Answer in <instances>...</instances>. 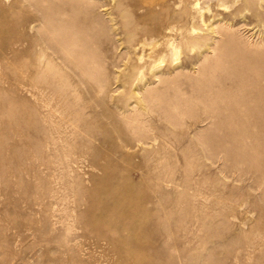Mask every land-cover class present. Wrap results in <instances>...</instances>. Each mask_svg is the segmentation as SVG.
Here are the masks:
<instances>
[{"label":"rangeland","instance_id":"obj_1","mask_svg":"<svg viewBox=\"0 0 264 264\" xmlns=\"http://www.w3.org/2000/svg\"><path fill=\"white\" fill-rule=\"evenodd\" d=\"M95 1V11L101 19L107 25L113 24V28L116 26V31L113 33L110 30L108 36H102L104 39L97 44L95 42L98 45L95 47L99 53L108 56L107 61L115 59L118 65L121 64V68L117 69L107 63L111 82L106 91L119 86L114 77L123 69L119 57L129 50L123 33L127 23L140 29L157 28L168 15L177 14L182 24L195 28L198 35L210 37L208 44L212 43V46L201 45L189 53L182 47L177 50L179 60L173 62L167 55L164 63L160 62L162 71L175 62L174 70H179L178 101L179 112L183 115L179 113L178 119L180 117L182 122L190 120L188 108H192L194 99L198 98L186 77L191 76L193 83L203 82V74L198 73L203 62L200 60L202 53H214L215 45L218 47L215 53H220L222 46L227 45L225 47L231 53L264 59V21L257 20L251 11L244 9V0H171L168 11L161 5L164 0ZM155 1L158 3L156 6L147 7V2ZM36 4V0L0 3V264H264L263 154H259L261 164L254 170L250 168L251 161L239 164L241 173L243 167H247L239 177L232 170L233 162L224 164L219 160L226 155L222 149L211 146L207 159L201 145L195 143L196 136L191 140L186 135L181 140V132L188 130L185 126L177 127L176 132L170 134L164 123H158L160 121L156 120L157 115L153 111L144 114L143 118L155 121L151 123V130L158 125L156 128L165 132L161 142L166 144L159 140L158 144L163 148L157 149L163 156L152 157L151 154L127 150L117 133L126 137H132L133 133L121 123L113 104L105 109L115 113L111 114L115 120L98 118L103 109L95 106L92 114L90 107L85 109L83 98L87 94L81 89L77 92L81 98L76 104L79 107L78 121L75 126L66 125V146L63 148L67 154L81 156L82 162L80 160L77 166L72 164L74 169L71 166L69 169L67 166H55L57 169L52 165L58 160L59 152L55 147L64 142L58 140L57 145L51 140L50 143L49 139L43 142L45 133L34 130L33 121L39 122L40 129L46 123L42 122L41 115L37 114V118L31 113L33 108L37 110L49 99L34 98L31 86L21 88L19 99L16 98L14 77L18 66L24 70L28 58L23 54L16 58L7 49L8 43L14 39V29L29 36H37L45 30ZM59 4L64 5L61 1ZM185 10L189 11V16H186ZM30 22L42 28L36 25L38 30H33L30 26H22ZM229 24L237 29L230 41L222 38V28ZM213 28L218 32L213 33ZM174 36L179 46L180 30H176ZM162 38L160 35L154 37L158 43V48L154 47L157 51L164 47ZM217 41L219 44H216ZM151 48L147 45L146 53ZM55 72L59 74L56 68ZM56 80L58 82L57 77ZM94 86L96 88L97 85ZM56 90H59L58 86ZM75 95L72 93L71 97ZM46 105L38 109L48 115L52 111L50 118L53 123L69 121L68 110L63 111L55 101ZM149 124L143 125L145 129H149ZM202 124L199 123L202 130L199 138L211 134V131L204 130L205 124ZM175 139L182 141L183 147L180 143L174 144ZM188 141L191 144L186 147ZM133 152L136 154H131ZM156 159H161L166 165L161 170L163 180L172 170H175L177 178H185L190 167L200 169L210 166V173L199 192L194 190L193 185L181 183L178 179L179 185L174 187L177 196L158 201L156 172L152 171L146 177L147 166L150 165L152 170L157 165ZM41 162L52 163V168L38 166ZM219 169L223 170L224 176L218 173ZM221 181L224 182L222 186L219 185ZM45 189L54 191L45 195ZM182 190L189 193V199H179L178 192ZM166 191L165 187L163 192ZM144 196L152 199L145 204V208L141 206L144 205ZM204 205L210 208L203 211ZM223 207L225 210L219 212ZM202 222H211L213 226H202ZM130 223H135V226L128 228ZM248 239H256V243H243L242 240L246 242ZM139 244L149 247L142 249ZM196 254H201L202 258ZM195 256L197 260L193 259ZM208 259L210 262L206 261Z\"/></svg>","mask_w":264,"mask_h":264},{"label":"bare ground","instance_id":"obj_2","mask_svg":"<svg viewBox=\"0 0 264 264\" xmlns=\"http://www.w3.org/2000/svg\"><path fill=\"white\" fill-rule=\"evenodd\" d=\"M2 1L7 0H0V3ZM60 1L64 3L63 6L59 4ZM170 1L164 0L161 2L163 9L170 10ZM36 2L37 9L41 13L38 10L36 12L40 13V15L42 14L40 17L43 20L44 25L42 26L45 27V30L43 29L44 31L41 33L38 32L37 36H29L25 32L18 33V30L14 29V39L8 43V53H13L16 58H19L21 54L28 58L24 65L25 71L21 70V67L18 66L14 77L16 98L19 99L18 92L21 88L31 86L34 89L31 93L34 98L47 97L49 100L46 104L55 101L58 106L63 108V111H69V115L67 114L69 121L63 120L56 124L50 118L52 111L48 115L43 112L44 110L40 111L38 109L39 107L47 106L46 104L40 105L37 110L36 108L31 110V113L35 114L36 117L37 114L41 115L42 122L46 123L40 129L39 122L37 120L33 121L34 130H42L45 133L43 142L48 139L49 142L51 140L56 145L58 144V140L64 142L55 147L59 153L58 160L52 162L54 164L41 162L38 166L47 169L52 168V165L54 167L67 166L69 169L72 164L76 165L80 160L82 162L81 156L75 153L67 154L64 149L66 146V125L75 126L78 121L79 107L76 104L81 101V98L78 97L77 92L81 89L82 92L85 91L87 94L83 98V107L85 109L90 107L91 114L95 112V106L97 109L98 107L103 109L102 111L100 110L101 113H98V118L114 119L115 117L111 114L115 115V113L105 109L110 103L113 104L114 111L118 112L116 114L121 118V123H124L126 128L130 129L133 133L132 137H126L121 133H117L127 150L133 149L144 154H151L152 157H156L158 154L163 156L158 151L163 148L159 146L158 141L160 140L161 142L165 132L161 128H156L158 125L151 130V123L155 121L143 118L147 112L153 111L157 115L156 120L160 121L158 123H164L165 125H162L167 126L166 128L169 129L170 134H174L177 127L181 125L185 126L188 130L181 132V140L186 135L190 136L191 140L196 136L195 143L201 145L207 159L209 158L207 155L211 153V146L216 145V148L222 149L228 155V158L225 155V158H219V160L224 162V164L233 162L234 166L232 170L239 177L245 172L244 170H247V167L245 168L244 166L243 173H241L242 168L240 165L246 161L252 162V164L250 162L252 166L249 164L252 169L255 166H260V160L262 159H260L261 156L259 154L264 155V59L249 54L237 55L236 53H231L225 47L227 45L222 46L220 53H215L218 51V47L216 48L215 44L213 48L214 53H202L203 56H201L202 59L200 60H203V62L200 64L198 73L203 74V82L193 83L191 76L186 77L193 89V93L198 98L197 100L193 98L195 100L194 106L188 108L190 110L187 112V115H189L190 120L182 122L180 121V117L178 119L180 113V103L178 101L179 83L177 82L179 70L177 72L174 70L176 66L175 62L170 65L169 69L162 71V63L160 64V62H163L167 55L171 56L173 62L179 60L177 51L179 48L183 47L189 53L201 45H211L212 43L208 44L210 37L198 35L195 28H189L186 24H182L178 20V17H176L177 14L168 15L161 27L157 28L140 29L133 24L127 23L124 25L123 33L125 34L124 38L128 43V52L130 53H124L119 57L123 63V69L114 77L119 86L116 89L110 88L106 91L108 84L110 85L111 82L108 77L107 63L109 62L108 65L117 69L121 68V64L118 65V62L114 58V60L107 61L108 56L99 53L95 45L103 37L108 36L107 33L110 30L114 33L116 26L113 28V24L107 25L105 20L101 19L99 14L96 13L95 8L97 4L95 0H36ZM243 2L245 10L251 11L257 20L264 21V0H244ZM156 4H158L156 1L147 2V7L151 9ZM184 12H186V16L190 15L189 11L185 10ZM192 16L196 18L194 15ZM36 25L34 26L33 22H30L22 26H30V29L34 30ZM216 26L215 24V28ZM176 30H180L179 46L176 44L175 39L178 33L174 36ZM222 30V38L225 37L230 41L237 29H234L233 25L229 24L227 27L222 28ZM212 32L217 33L218 29L213 28ZM157 35L163 37L162 39L164 40V47L158 51L155 49L158 48V43L154 39ZM106 42L108 43V41ZM106 42L104 40V43ZM216 44H219V41ZM147 45L152 47L148 53H146L145 49ZM96 46L98 47V45ZM54 68L57 69L59 74L54 73ZM217 70L220 71L216 72ZM55 74H58V76ZM56 77L58 78V82ZM169 77H172V79ZM95 84L97 85L96 88ZM57 86L59 87L58 91L56 90ZM72 93H76L74 98L71 97ZM186 106H191V104ZM182 113L185 112L182 111ZM116 120L119 119L116 117ZM145 123H150L148 130L143 126ZM199 123L205 124L204 127L202 126L205 131H211L209 136L198 137L200 136V131H202ZM74 129L76 130L75 127ZM75 130L72 132L73 134ZM178 140L174 141V144H181L182 141L179 142ZM190 144L191 141H188L186 147H189ZM181 147H183L182 144ZM162 152H164V149ZM131 154H136V152ZM160 160H155L157 161V165L152 170L150 165L147 166L146 173V177L148 178L150 172H156L158 189L156 188L155 193L159 196L158 201L163 200L164 197L167 200H171L172 197L177 196L174 187L175 185H179L178 179L181 183L193 185L195 187L194 190L199 192L200 186L206 182L210 173V166L205 165L200 169L190 167L187 170L185 178L182 176L177 178L175 170H172L168 174L167 179L163 180L164 176L161 170L165 169L166 165ZM167 167L169 168L170 166ZM218 173L224 176L222 169H219ZM57 177L59 178L60 176ZM165 184L168 191L163 192ZM222 184L224 182H219V185L222 186ZM49 189H45L47 190L46 193L44 191L45 195L47 193L51 194L54 191L53 189L52 191ZM178 193V197L181 200L185 197L186 199L190 198L187 197L189 193L186 191L182 190ZM191 196L193 197L194 195L191 194ZM151 200L149 196H144L142 201L144 205L141 206L145 208V204L150 203ZM209 208L210 206L204 205L202 210L205 211ZM223 210H225V207L221 208L219 212H223ZM201 225L205 227L213 226L211 222H202ZM134 226L135 223L127 225L128 228H133ZM242 241L243 243H256V239H248L246 242ZM140 246L142 249L149 247H145L142 244ZM150 248L154 249L155 247L150 246ZM198 254L196 255L200 257L201 254ZM197 256L193 259L197 260ZM206 261H209V259ZM204 264L206 263L204 262Z\"/></svg>","mask_w":264,"mask_h":264}]
</instances>
